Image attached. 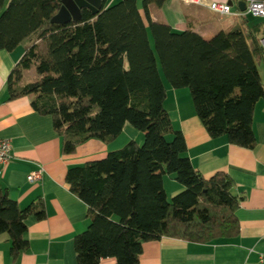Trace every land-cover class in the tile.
<instances>
[{
  "label": "trees",
  "instance_id": "1",
  "mask_svg": "<svg viewBox=\"0 0 264 264\" xmlns=\"http://www.w3.org/2000/svg\"><path fill=\"white\" fill-rule=\"evenodd\" d=\"M166 1L104 0L98 13L83 8L80 20L56 23L62 0H0V49L25 50L8 77L9 99L29 96L39 114L51 116L64 154L91 138L114 142L126 123L144 133L142 143L131 140L69 167L66 182L88 205L89 224L75 238L78 264L108 257L139 264L148 241L206 243L240 233L243 197L228 173L205 177L192 164L165 107L163 77L189 89L212 138L254 148V110L264 98V19L249 24L242 17L206 39L153 20L152 8ZM33 69L36 77L27 79ZM165 175L183 186L171 198ZM44 207L41 200L21 207L0 186V233L10 236L13 264L30 246L27 218L44 219Z\"/></svg>",
  "mask_w": 264,
  "mask_h": 264
},
{
  "label": "crops",
  "instance_id": "2",
  "mask_svg": "<svg viewBox=\"0 0 264 264\" xmlns=\"http://www.w3.org/2000/svg\"><path fill=\"white\" fill-rule=\"evenodd\" d=\"M232 6L233 10L242 9L237 1ZM150 15L176 31L191 29L206 39L241 20L183 0H168L159 9L153 7ZM24 51L22 45L13 51L0 49V137L11 141L13 151L12 159L0 166V186L7 188L21 207L43 201L46 217L27 218L30 246L14 264H78L75 238L89 224L88 205L70 190L66 182L69 167L102 159L128 141L141 143L144 133L126 123L114 142L91 138L75 153L64 154L63 139L55 132L53 118L39 114L29 96L9 99L8 77ZM259 69L264 81V60ZM163 81L167 91L165 107L174 127L185 136L192 164L205 177L219 171L228 173L235 183L234 193L243 197L236 212L240 233L206 243L174 237L148 241L139 264H264V98L254 110L252 124L257 143L249 149L230 143L224 136L212 138L196 114L189 89H175L165 77ZM39 167L44 170L42 179L29 182L28 175ZM164 186L169 197L183 189L171 175L164 176ZM10 247V236L0 233V264H13ZM101 264H115V259L104 258Z\"/></svg>",
  "mask_w": 264,
  "mask_h": 264
},
{
  "label": "built area",
  "instance_id": "3",
  "mask_svg": "<svg viewBox=\"0 0 264 264\" xmlns=\"http://www.w3.org/2000/svg\"><path fill=\"white\" fill-rule=\"evenodd\" d=\"M186 3L197 4L207 7L219 15H234L237 17H247L253 15L264 19V0H183ZM233 1L244 2L245 9L233 10ZM260 44L264 52V34L261 35ZM13 157L12 144L8 138L0 137V166L7 164ZM44 170L39 167L28 175V181L33 183L42 179ZM261 260L264 261V253L261 254Z\"/></svg>",
  "mask_w": 264,
  "mask_h": 264
},
{
  "label": "water",
  "instance_id": "4",
  "mask_svg": "<svg viewBox=\"0 0 264 264\" xmlns=\"http://www.w3.org/2000/svg\"><path fill=\"white\" fill-rule=\"evenodd\" d=\"M104 0H62L59 12L53 17L52 22L68 23L81 19V10L89 8L93 13H98L102 8ZM242 9H245V3L240 2Z\"/></svg>",
  "mask_w": 264,
  "mask_h": 264
},
{
  "label": "rangeland",
  "instance_id": "5",
  "mask_svg": "<svg viewBox=\"0 0 264 264\" xmlns=\"http://www.w3.org/2000/svg\"><path fill=\"white\" fill-rule=\"evenodd\" d=\"M248 19H249V21H250V23H252V22H257V21H259L260 22V20H261V18H260V20H259V18H257V17H255V16H253V15H249L248 16ZM152 39V38H151ZM150 39V40H151ZM151 43H152V40H151ZM153 44V43H152ZM36 77V72H35V69H33V70H31L30 72H28V73H26V78L27 79H33V78H35ZM142 143V142H141ZM172 197V196H171ZM170 197V198H171Z\"/></svg>",
  "mask_w": 264,
  "mask_h": 264
},
{
  "label": "bare ground",
  "instance_id": "6",
  "mask_svg": "<svg viewBox=\"0 0 264 264\" xmlns=\"http://www.w3.org/2000/svg\"><path fill=\"white\" fill-rule=\"evenodd\" d=\"M189 4V3H188Z\"/></svg>",
  "mask_w": 264,
  "mask_h": 264
}]
</instances>
